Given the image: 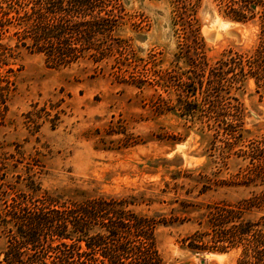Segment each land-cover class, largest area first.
Returning a JSON list of instances; mask_svg holds the SVG:
<instances>
[{
    "label": "rangeland",
    "instance_id": "1",
    "mask_svg": "<svg viewBox=\"0 0 264 264\" xmlns=\"http://www.w3.org/2000/svg\"><path fill=\"white\" fill-rule=\"evenodd\" d=\"M8 3L0 0V7ZM175 10L174 0L108 2V56L97 61L88 50L65 67L17 49L13 29L4 35L12 51L0 60V264H7L14 227L3 225L8 207L43 196H134L128 208L135 213L169 219L154 229L163 264H237L243 245L198 250L190 236L217 204L258 196L245 218L264 216V101L248 80L230 92L242 109L231 126L195 110L180 89L194 74L187 57L193 50L183 46ZM251 16L238 20L225 2L198 0L194 26L210 65L253 51L262 7ZM91 227L90 235L105 233Z\"/></svg>",
    "mask_w": 264,
    "mask_h": 264
},
{
    "label": "trees",
    "instance_id": "2",
    "mask_svg": "<svg viewBox=\"0 0 264 264\" xmlns=\"http://www.w3.org/2000/svg\"><path fill=\"white\" fill-rule=\"evenodd\" d=\"M111 1L117 0H9L7 8L0 7V60L12 51L2 43L11 29L17 49L24 47L30 53L42 54L46 64L53 67L77 63L88 50H95L92 56L102 60L108 56V2ZM221 1L238 20L252 17L255 7L261 6L264 20V0ZM174 2L176 16L185 30L183 46L193 50L187 57L194 74L180 89L187 99L194 98L195 110L205 118L229 127L242 110L238 99L230 95L233 88L239 89L252 80L259 101H264V25L252 52L228 55L212 66L200 51L194 26L193 12L198 0ZM5 89H9L8 82ZM198 95L201 103H197ZM187 99L184 101L188 102ZM258 163L264 165V154ZM261 200L255 196L233 205L209 207L198 222L200 230L190 236L192 247L224 252L229 247L243 245L237 264H264V216L257 221L245 218ZM136 202L134 196H101L75 202L49 196L29 203L15 200L2 218L4 227L10 223L14 226L5 252L6 263L163 264L154 229L159 222L166 224L169 219L158 221L135 213L128 207ZM94 224L100 225L105 233L90 235Z\"/></svg>",
    "mask_w": 264,
    "mask_h": 264
},
{
    "label": "bare ground",
    "instance_id": "3",
    "mask_svg": "<svg viewBox=\"0 0 264 264\" xmlns=\"http://www.w3.org/2000/svg\"><path fill=\"white\" fill-rule=\"evenodd\" d=\"M214 256H217L218 258H222L223 257V255H215V254H214Z\"/></svg>",
    "mask_w": 264,
    "mask_h": 264
}]
</instances>
